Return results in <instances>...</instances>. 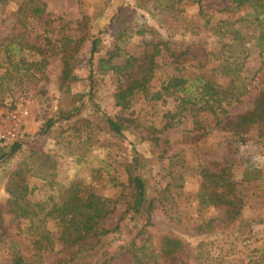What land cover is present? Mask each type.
<instances>
[{
	"label": "rangeland",
	"instance_id": "374dc122",
	"mask_svg": "<svg viewBox=\"0 0 264 264\" xmlns=\"http://www.w3.org/2000/svg\"><path fill=\"white\" fill-rule=\"evenodd\" d=\"M20 1L0 2V133L7 113H28L20 131L22 148L0 166V264H11L14 245L27 260L44 264L72 259L78 250L60 243L36 252L26 230L29 221L21 222L10 212V190L27 187L26 199L40 203L62 186L81 181L83 199L93 192L115 202L122 184H128L126 165L136 156L141 160L138 171L157 203L152 225L137 238L139 246L149 238L160 248L164 237H173L184 244L178 253L184 264H264V126H255L244 137L219 129L204 133L195 129L192 113L181 110L176 96L150 100L178 72L164 48L151 71L153 42L165 41L172 49L189 47L198 53L182 59L183 77L200 74L224 87L235 86L216 70L219 58L214 55L225 39L213 28L227 15L217 11L231 10L233 20L240 17L231 1L203 0L210 19L207 25L199 17L198 0H27L24 15L19 11ZM38 1L46 4V14L31 16ZM95 38L101 44L92 54ZM117 48L119 56L114 61L118 64L128 57L135 59L133 69L120 82L100 69L101 60ZM66 55L75 77L72 94L82 99L65 98L61 91ZM254 58L252 53L248 70L241 74L247 79L243 81L245 94L227 108L230 119L251 111L264 88V65ZM146 75L151 97L136 91L131 109L123 111L114 97L117 85L127 86ZM62 111L76 113L57 123L49 134H41L45 123L59 118ZM177 111L176 126L163 130L170 120L166 114ZM107 116L133 117L141 127L119 138L107 130ZM200 121L214 127L208 113L203 112ZM151 126L162 129L159 136L169 142L166 158L144 139ZM0 151L10 152V146L0 141ZM249 160L257 172L250 171L246 181ZM205 169L215 174L227 169L241 207L219 203L200 208L198 194ZM126 207L125 200L118 202L105 219V227H116ZM122 225L120 234L110 237L113 249L137 237L134 222L125 219ZM111 264H133L132 255L122 251Z\"/></svg>",
	"mask_w": 264,
	"mask_h": 264
},
{
	"label": "trees",
	"instance_id": "16d2710c",
	"mask_svg": "<svg viewBox=\"0 0 264 264\" xmlns=\"http://www.w3.org/2000/svg\"><path fill=\"white\" fill-rule=\"evenodd\" d=\"M3 1L0 0V2ZM202 1L198 0L197 2L199 17L206 20L207 25L210 19L203 10ZM230 1L232 10L240 13V17L233 20V17L229 15L231 10L220 9L217 11L219 14L227 15L213 28L217 35L220 34L221 39H225L222 47L214 55L219 58L216 70L229 77L234 84L236 83L235 86L224 87L200 74L192 78L183 77L180 75L182 59L188 56H197L198 53L192 52L189 47L172 49L165 41L153 42L154 54L151 58V71L156 66L155 57L161 54L164 48L172 60L175 70L178 71L177 74L166 79L161 89L152 93V98H150L151 93L146 89L148 75L140 80H134L127 86L120 83L114 94L116 105L123 111L131 109L132 97L136 91H142L151 101L163 100L172 95L180 100L182 111L192 113L195 129L200 132L208 133L212 129H219L238 137H244L255 126H264V88L260 89L251 111L233 120L228 117L227 110L233 103L238 102L246 92L243 81L247 83V79L241 74L248 70L246 66L251 60V54L254 53V59L260 60L264 65V0ZM27 2V0L20 1L19 11L22 15L28 11ZM31 13V16H44L46 4L38 1ZM87 21L88 17L84 19V23ZM100 44L101 39L99 38L92 41V54L98 51ZM118 53L119 48L110 53L108 58L102 59L100 69L104 73H112L119 78L120 82L121 77L126 76L133 69L135 59L128 57L126 64H118L117 61H114L119 56ZM130 67L132 68L129 69ZM72 74L73 66L66 55L61 91L66 96L65 98L82 99V95L72 94L71 83L75 78ZM238 83L240 84L238 85ZM203 112L213 117L215 122L213 128L210 125H202L200 117ZM75 113L62 111L59 118L49 119L42 128L41 134H49L57 123L70 120ZM178 114H180L179 111L166 114L170 120L167 121L163 130L176 126L175 118ZM105 121L107 130L112 135L123 139L125 131H138L141 127L138 120L133 117L107 116ZM163 130L151 126L144 139L150 141L156 150L161 152L162 158H166L169 142L159 136ZM23 138L24 136H20L14 143L8 145L10 152L0 151V166L22 148ZM140 162V158L136 156L131 163L126 165L128 184H122L123 191L115 202L93 192H88L87 197L83 199L81 181H73L69 185L62 186L56 190L55 195L40 203H33L26 199L27 187L25 189V187L18 186V192L10 190L12 195L9 203L10 212L14 213L21 222L29 221L26 230L32 236V246L36 252L53 249L60 243L65 247H78L72 259L63 260L58 264H111L122 251H128L132 255L133 264H184L178 258V253L184 248V244L177 238L164 237L160 248L155 247L149 238L144 240L142 246L137 244V238L145 235L147 227L152 225L153 213L157 209L156 198L149 194L148 181L138 171ZM250 171L257 172L252 160L248 162V170L244 177L246 181L250 179ZM202 176L201 189L198 194L200 208L204 205L219 203L236 208L242 206V200L234 194L231 175L227 169L222 170L219 174L210 173L205 169ZM231 193L234 194V198L228 199ZM122 200L126 201L127 207L120 222L113 229L106 228L105 219L114 212L117 203ZM125 219L136 224L137 237L129 245H121L119 248L113 249V240H110V237L120 234L123 226L122 221ZM208 225L210 224L208 223ZM11 264L44 263L41 260H27L16 250V245H14Z\"/></svg>",
	"mask_w": 264,
	"mask_h": 264
},
{
	"label": "built area",
	"instance_id": "2783aa9c",
	"mask_svg": "<svg viewBox=\"0 0 264 264\" xmlns=\"http://www.w3.org/2000/svg\"><path fill=\"white\" fill-rule=\"evenodd\" d=\"M27 114L28 113L25 111H22L20 113L13 111L5 115V117L3 118L5 128L0 133L1 143L9 145L14 143L20 137L23 118Z\"/></svg>",
	"mask_w": 264,
	"mask_h": 264
}]
</instances>
